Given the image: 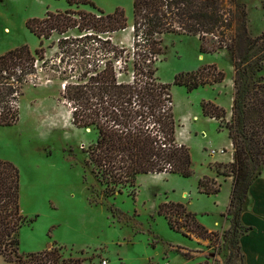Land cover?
Returning <instances> with one entry per match:
<instances>
[{
	"label": "rangeland",
	"instance_id": "1",
	"mask_svg": "<svg viewBox=\"0 0 264 264\" xmlns=\"http://www.w3.org/2000/svg\"><path fill=\"white\" fill-rule=\"evenodd\" d=\"M76 1L69 6L67 0H0V55L24 45L31 52L40 47L43 51L36 56V71L27 77L28 83H23L12 102L18 108V121L11 127H0V160L13 163L20 174V206L26 222L17 235L19 254L54 246L60 248L63 258L83 257L86 264H101L103 260L108 264H241V254L232 243L231 214L225 217L228 225L206 239L187 232L183 218L174 217L180 232L170 230L165 218L157 214L160 204L179 203L200 225L216 228L214 199L198 196L197 183L208 177L207 150L226 149V154L214 158L225 164L231 149L226 131L214 119L203 116L201 103L211 102L226 115L230 111L233 68L229 51L203 53L197 37L161 36V54L153 58L154 77L170 85L172 113L178 124L176 138L190 149L192 175H139L133 187L107 196L86 164V151L96 131L72 124L75 105L66 92L70 86L85 85L105 65L112 67L119 80L132 78V60L126 54L132 52V0ZM217 1L225 10L245 8L252 37L264 32V0ZM117 8L127 19L128 28L123 31L95 34L81 24L84 17L98 19ZM66 10L74 13L77 22L45 33L47 38L39 40L26 27L29 20ZM233 29L221 38L224 42L228 43ZM206 39L207 49L217 41L213 35ZM116 51L121 52L120 58ZM125 57L128 71L123 68ZM203 66L207 67L203 73L208 80L212 79L208 72H222L223 81L190 92L173 85L176 74ZM216 171L222 178L227 173L223 167H216ZM219 195L224 204L225 195ZM238 233L241 231L236 238ZM0 264L12 263L0 257Z\"/></svg>",
	"mask_w": 264,
	"mask_h": 264
},
{
	"label": "trees",
	"instance_id": "2",
	"mask_svg": "<svg viewBox=\"0 0 264 264\" xmlns=\"http://www.w3.org/2000/svg\"><path fill=\"white\" fill-rule=\"evenodd\" d=\"M77 3L67 0L69 6ZM131 6L132 52L126 54L131 56L132 78L119 80L112 67L105 65L85 85L70 86L66 92V98L75 105L71 112L72 124L77 128L91 126L96 131V138L86 151V164L107 196L133 187L139 175L174 174L189 178L192 175L190 149L176 141L178 124L172 113L170 85L155 79L153 58L161 54V36L165 34L197 37L203 53L228 50L233 68L230 118L226 121L224 110L211 102H202L201 111L204 117L214 119L220 129L226 130L232 145V162L223 167L227 173L222 174L232 179L223 216L232 215L235 233L232 243L239 250L236 233L246 230L239 225V215L252 181L264 167V32L252 37L246 26L245 8L225 10L217 0H132ZM74 16L70 10L47 13L41 20L27 21L26 27L40 40L47 38L45 33L77 22ZM85 19L81 24L95 34L110 35L128 28L124 11L119 8L111 14H101L98 19L93 15ZM232 27V35L226 43L221 38ZM207 35L217 37L210 49L204 46ZM42 52L41 47L31 52L24 45L0 55V127H11L18 121V108L12 102L23 83H28L27 77L36 71V56ZM120 56L121 52L116 51V57ZM123 64L124 71H128L126 57ZM210 68L215 72V67ZM206 69L203 66L196 71L176 74L173 85L190 92L223 81L222 72L207 71L212 76L208 80L203 73ZM19 189L18 168L0 160V257L3 261L86 264L83 257L63 258L60 248L54 246L37 253L19 254L17 235L26 222ZM197 191L206 196L214 195L220 191V184L204 177L198 181ZM157 214L165 218L172 231L180 232V227L175 226V217L183 218L187 232L198 238L216 235L200 225L182 204H160Z\"/></svg>",
	"mask_w": 264,
	"mask_h": 264
},
{
	"label": "crops",
	"instance_id": "3",
	"mask_svg": "<svg viewBox=\"0 0 264 264\" xmlns=\"http://www.w3.org/2000/svg\"><path fill=\"white\" fill-rule=\"evenodd\" d=\"M264 75V72H262ZM232 79V76H231ZM230 79L231 94L229 97L230 107L232 101V80ZM231 112L226 115V121L229 120ZM224 130V129H223ZM226 131V130H225ZM227 134V132H226ZM230 145V158L225 164L220 163L218 159H214L216 156L226 154V149H209L207 150V157L211 160L205 162L208 167L207 176L214 178L217 183H220V192L214 195H210V198L214 199L213 207L215 206V214L218 215L217 221L214 225L216 228L204 226L208 232H218L228 225V221L223 216L229 203V196L231 191L232 179L229 177H221L217 174L216 166H228L232 162V145L227 136ZM177 141V138H176ZM178 142V141H177ZM181 144V143H179ZM191 153V152H190ZM192 157V155H191ZM193 160V159H192ZM193 163V161H192ZM229 184V188L225 185ZM225 195V203L220 198L219 194ZM198 196H206L199 194ZM239 225L246 229L238 236V246L242 255L241 264H264V173L262 172L256 177L247 192L242 210L239 215Z\"/></svg>",
	"mask_w": 264,
	"mask_h": 264
},
{
	"label": "built area",
	"instance_id": "4",
	"mask_svg": "<svg viewBox=\"0 0 264 264\" xmlns=\"http://www.w3.org/2000/svg\"><path fill=\"white\" fill-rule=\"evenodd\" d=\"M101 264H108V262H107L106 260H103V261L101 262ZM164 264H168V263H164Z\"/></svg>",
	"mask_w": 264,
	"mask_h": 264
},
{
	"label": "water",
	"instance_id": "5",
	"mask_svg": "<svg viewBox=\"0 0 264 264\" xmlns=\"http://www.w3.org/2000/svg\"><path fill=\"white\" fill-rule=\"evenodd\" d=\"M49 248V247H48Z\"/></svg>",
	"mask_w": 264,
	"mask_h": 264
}]
</instances>
